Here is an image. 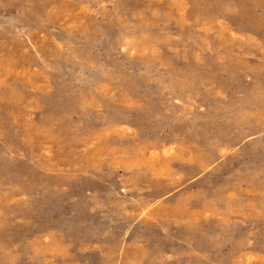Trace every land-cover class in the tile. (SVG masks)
I'll list each match as a JSON object with an SVG mask.
<instances>
[{
	"label": "rangeland",
	"instance_id": "1",
	"mask_svg": "<svg viewBox=\"0 0 264 264\" xmlns=\"http://www.w3.org/2000/svg\"><path fill=\"white\" fill-rule=\"evenodd\" d=\"M0 264H264V0H0Z\"/></svg>",
	"mask_w": 264,
	"mask_h": 264
},
{
	"label": "bare ground",
	"instance_id": "2",
	"mask_svg": "<svg viewBox=\"0 0 264 264\" xmlns=\"http://www.w3.org/2000/svg\"><path fill=\"white\" fill-rule=\"evenodd\" d=\"M129 228V227H128Z\"/></svg>",
	"mask_w": 264,
	"mask_h": 264
}]
</instances>
